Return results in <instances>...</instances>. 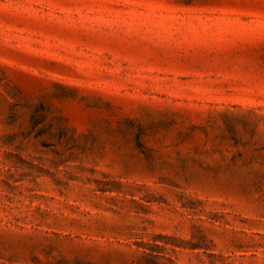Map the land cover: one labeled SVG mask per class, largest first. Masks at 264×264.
Here are the masks:
<instances>
[{
  "label": "rangeland",
  "instance_id": "obj_1",
  "mask_svg": "<svg viewBox=\"0 0 264 264\" xmlns=\"http://www.w3.org/2000/svg\"><path fill=\"white\" fill-rule=\"evenodd\" d=\"M0 264H264V0H0Z\"/></svg>",
  "mask_w": 264,
  "mask_h": 264
}]
</instances>
